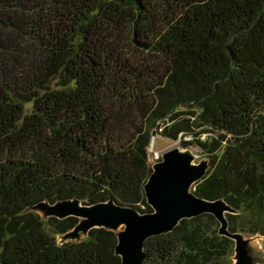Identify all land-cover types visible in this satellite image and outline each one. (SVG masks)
<instances>
[{"label": "trees", "instance_id": "trees-1", "mask_svg": "<svg viewBox=\"0 0 264 264\" xmlns=\"http://www.w3.org/2000/svg\"><path fill=\"white\" fill-rule=\"evenodd\" d=\"M152 131L202 150L229 233L264 234V0H0V264H122L114 230L59 243L78 217L30 207L153 212ZM220 226L183 217L141 264H231Z\"/></svg>", "mask_w": 264, "mask_h": 264}, {"label": "water", "instance_id": "water-1", "mask_svg": "<svg viewBox=\"0 0 264 264\" xmlns=\"http://www.w3.org/2000/svg\"><path fill=\"white\" fill-rule=\"evenodd\" d=\"M151 134L153 136L154 131ZM186 160L180 153L172 151L152 168L144 185L147 201L153 208L151 213H139L112 201L92 204L84 210V215L95 223L105 220L113 222L118 218L125 220V230L120 237L117 236L116 246V251L120 250L117 253L121 256L122 264H141L144 258L143 243L148 236L169 231L181 218L200 212L213 213L221 224L220 232L232 238L233 234L227 231L225 217L220 216L215 205L214 201L217 200L202 199L193 192L191 197L183 193L187 181L180 169ZM179 213L185 215L179 216Z\"/></svg>", "mask_w": 264, "mask_h": 264}, {"label": "rangeland", "instance_id": "rangeland-1", "mask_svg": "<svg viewBox=\"0 0 264 264\" xmlns=\"http://www.w3.org/2000/svg\"><path fill=\"white\" fill-rule=\"evenodd\" d=\"M30 105L31 104H28L29 107ZM205 136L206 135L203 134L200 138L204 139ZM174 145H177L191 155V159L189 161L186 160V163L183 164L180 173L186 176L187 184H189V191L192 193L195 182L201 179L207 168V157L198 146L190 144L183 147L178 140H172L155 133L151 137L148 149V161L152 168H155L157 163L163 161L162 153ZM214 202L218 208V212L221 211L224 217L226 212H231L222 200ZM88 207L89 205L83 204L80 200L69 199L55 202L41 201L30 207V210L38 213L43 219L49 216L62 218L68 215H75L78 217V222L73 228L56 236L59 243L81 239L86 236L88 229L93 226L110 228L114 230L116 234L118 233V227L121 232L125 230V225L123 223H117L115 225L111 220L95 223L91 219L86 218L84 210ZM184 215L185 214H182V216ZM232 239L234 240V250L231 256V264H264V234L236 232L233 234ZM117 251L120 253L119 249Z\"/></svg>", "mask_w": 264, "mask_h": 264}, {"label": "bare ground", "instance_id": "bare-ground-1", "mask_svg": "<svg viewBox=\"0 0 264 264\" xmlns=\"http://www.w3.org/2000/svg\"><path fill=\"white\" fill-rule=\"evenodd\" d=\"M172 151H175V152L180 153V155L183 157V159H187L188 161L191 159V155H190L189 153H187L186 151L182 150V149L179 148L177 145H174V146H172V147H170L169 149H167V150L164 151V153H163V160H165L166 155H167L169 152H172ZM182 168H183V167H181V169H182ZM181 169H180V170H181ZM183 193H184L185 195L191 197V192L189 191V184H186V186H184V188H183ZM219 213H220V216H222L221 211H220ZM181 215H182V213H179V216H181ZM84 217H85V216H84ZM86 218H89V217H87V215H86ZM113 223H114L115 225H116L117 223H119V224H122V223H123L124 225H126L125 220H124V219H120V218L114 220ZM117 232H118L117 235L120 237L122 232H121V230H120L119 227H118Z\"/></svg>", "mask_w": 264, "mask_h": 264}]
</instances>
